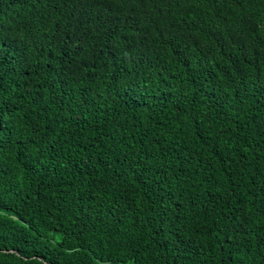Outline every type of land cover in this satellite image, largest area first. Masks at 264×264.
Listing matches in <instances>:
<instances>
[{"label": "trees", "instance_id": "16d2710c", "mask_svg": "<svg viewBox=\"0 0 264 264\" xmlns=\"http://www.w3.org/2000/svg\"><path fill=\"white\" fill-rule=\"evenodd\" d=\"M0 264H264V0H0Z\"/></svg>", "mask_w": 264, "mask_h": 264}]
</instances>
